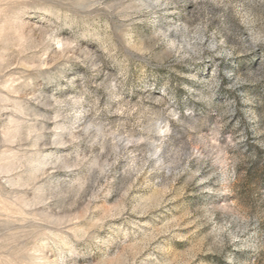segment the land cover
I'll list each match as a JSON object with an SVG mask.
<instances>
[{"label":"rangeland","instance_id":"obj_1","mask_svg":"<svg viewBox=\"0 0 264 264\" xmlns=\"http://www.w3.org/2000/svg\"><path fill=\"white\" fill-rule=\"evenodd\" d=\"M0 264H264V0H0Z\"/></svg>","mask_w":264,"mask_h":264}]
</instances>
